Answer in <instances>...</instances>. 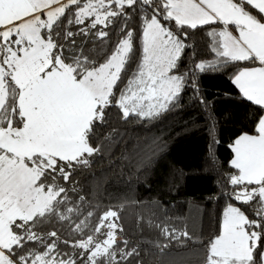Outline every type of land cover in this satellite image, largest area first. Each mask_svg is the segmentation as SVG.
<instances>
[{"label":"snow or ice","instance_id":"snow-or-ice-1","mask_svg":"<svg viewBox=\"0 0 264 264\" xmlns=\"http://www.w3.org/2000/svg\"><path fill=\"white\" fill-rule=\"evenodd\" d=\"M129 10L140 15L138 36L127 27ZM120 19L111 51L87 54V43L106 44ZM205 27L214 58L195 69L236 66L232 83L264 108V0H0V264H128L139 255L120 238V210L109 208L93 224L85 197L73 203L70 193L79 189L71 177L101 151L92 141L110 107L124 120L151 121L178 106L189 74L176 71L188 30ZM231 147L236 171L227 196L240 206L224 207L204 264H264V116L255 134ZM53 219L74 223L75 236L37 231ZM155 227L169 241L191 239L170 225Z\"/></svg>","mask_w":264,"mask_h":264},{"label":"trees","instance_id":"trees-1","mask_svg":"<svg viewBox=\"0 0 264 264\" xmlns=\"http://www.w3.org/2000/svg\"><path fill=\"white\" fill-rule=\"evenodd\" d=\"M129 12L127 27L138 36L140 15ZM123 24L120 19L108 29L106 44L87 43L86 53L96 56L101 48L110 52L120 39ZM207 30H188L185 43L189 47L176 71L189 74L178 106L151 121L124 120L118 108L110 107L92 141L94 146H101V151L91 158L90 167L77 170L71 177L79 189L70 193L73 203L78 202V196L85 197L83 213L95 211L93 224L109 208L120 210V238L127 239L129 248L136 247L139 252L128 264H204L206 242L218 233L224 207L229 202L240 206L227 196L232 191L228 176L236 171L230 165L231 146L238 136L255 134L264 108L243 98L232 83L236 66L229 64L204 73L195 69L196 63L214 58ZM138 58L137 52L128 66L129 74ZM98 62H103L102 54ZM109 134L111 140L106 139ZM242 210L255 218L250 206ZM73 219L78 222L83 215ZM157 224L187 231L191 239L169 241L155 227ZM70 227L74 223L53 219L37 231H56L61 240L72 239L75 234L69 235ZM165 244L169 246L163 247ZM60 248L71 251L63 244Z\"/></svg>","mask_w":264,"mask_h":264},{"label":"crops","instance_id":"crops-1","mask_svg":"<svg viewBox=\"0 0 264 264\" xmlns=\"http://www.w3.org/2000/svg\"><path fill=\"white\" fill-rule=\"evenodd\" d=\"M257 66H259V65H257ZM263 116H264V115H263ZM240 136H241V135H240ZM238 137H239V136H238ZM238 137H237V138H238ZM237 138H236V139H237ZM233 144H234V143H233ZM234 155H235V154H234V152H233V158H234ZM233 158H232V159H233Z\"/></svg>","mask_w":264,"mask_h":264}]
</instances>
